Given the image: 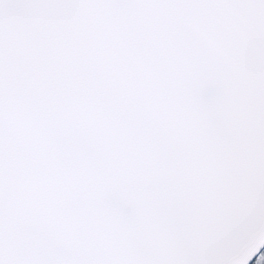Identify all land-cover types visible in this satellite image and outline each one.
Instances as JSON below:
<instances>
[{
    "label": "snow or ice",
    "instance_id": "1",
    "mask_svg": "<svg viewBox=\"0 0 264 264\" xmlns=\"http://www.w3.org/2000/svg\"><path fill=\"white\" fill-rule=\"evenodd\" d=\"M262 248L264 0H0V264Z\"/></svg>",
    "mask_w": 264,
    "mask_h": 264
},
{
    "label": "trees",
    "instance_id": "2",
    "mask_svg": "<svg viewBox=\"0 0 264 264\" xmlns=\"http://www.w3.org/2000/svg\"><path fill=\"white\" fill-rule=\"evenodd\" d=\"M262 252H264V248H263ZM254 260H255V257H254ZM251 264H253V262Z\"/></svg>",
    "mask_w": 264,
    "mask_h": 264
},
{
    "label": "water",
    "instance_id": "3",
    "mask_svg": "<svg viewBox=\"0 0 264 264\" xmlns=\"http://www.w3.org/2000/svg\"><path fill=\"white\" fill-rule=\"evenodd\" d=\"M263 249H261V251H262ZM253 261H254V258H253ZM252 263V261H250V264Z\"/></svg>",
    "mask_w": 264,
    "mask_h": 264
}]
</instances>
